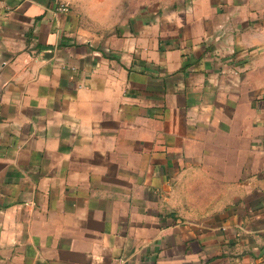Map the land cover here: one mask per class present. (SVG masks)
<instances>
[{"label":"crops","instance_id":"0c3cea01","mask_svg":"<svg viewBox=\"0 0 264 264\" xmlns=\"http://www.w3.org/2000/svg\"><path fill=\"white\" fill-rule=\"evenodd\" d=\"M0 264H264V0H0Z\"/></svg>","mask_w":264,"mask_h":264},{"label":"built area","instance_id":"2783aa9c","mask_svg":"<svg viewBox=\"0 0 264 264\" xmlns=\"http://www.w3.org/2000/svg\"><path fill=\"white\" fill-rule=\"evenodd\" d=\"M60 10H62V11H66V10H67V7H66V6L61 7Z\"/></svg>","mask_w":264,"mask_h":264}]
</instances>
